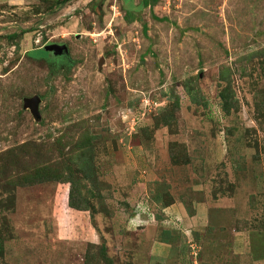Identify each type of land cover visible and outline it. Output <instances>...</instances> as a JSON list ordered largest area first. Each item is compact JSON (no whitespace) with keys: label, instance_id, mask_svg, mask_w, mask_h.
Instances as JSON below:
<instances>
[{"label":"rangeland","instance_id":"374dc122","mask_svg":"<svg viewBox=\"0 0 264 264\" xmlns=\"http://www.w3.org/2000/svg\"><path fill=\"white\" fill-rule=\"evenodd\" d=\"M52 1H0V169L52 145L90 210L68 182L0 177V264H103L102 244L112 264H264V0ZM86 135L95 186L68 159Z\"/></svg>","mask_w":264,"mask_h":264},{"label":"trees","instance_id":"16d2710c","mask_svg":"<svg viewBox=\"0 0 264 264\" xmlns=\"http://www.w3.org/2000/svg\"><path fill=\"white\" fill-rule=\"evenodd\" d=\"M67 0H56L52 1V8L56 6H60ZM129 1V0H125ZM158 0H143V6H150L157 3ZM130 13H127V15ZM134 17V16H133ZM166 19V18H162ZM147 25H144V31L146 32ZM12 37L17 36V34L11 35ZM30 56L36 59L43 58V55L35 54L34 52L28 53ZM72 62L68 61V66H71ZM52 70V69H51ZM59 69H54V72H57ZM221 98L223 99V107L225 111L230 112L232 108L235 107V100L233 96L232 89L229 85H227L221 91ZM176 96L175 102L168 109L166 108L161 113H157L155 119L156 123L170 125L172 121L175 119V113L179 109V100L178 96ZM53 146H47L46 143H24L13 150H11V156L8 157L13 158V162H6L5 166L0 169V177L1 180L9 181L12 187L17 186H32L39 183L56 181L61 183H70L69 190V206L80 211L90 210L89 201L87 195L83 191L82 180L75 174L74 171L72 173H65L61 167L59 166V160H54L51 155L53 150ZM174 156V154H173ZM94 148L92 142L89 138V135L83 137L80 145L74 148L71 155L68 156V159L71 162H75L78 164V167L84 171L85 179L89 178L92 185L98 184V179L94 171ZM4 170H9V173H5ZM75 174V176H74ZM147 219V218H146ZM156 217L154 218V220ZM149 221V220H148ZM150 222V221H149ZM2 245H0V250L2 249ZM106 246L104 244L101 245L100 256L104 259L103 264H112L111 259H109L106 255L105 251Z\"/></svg>","mask_w":264,"mask_h":264},{"label":"water","instance_id":"95a60500","mask_svg":"<svg viewBox=\"0 0 264 264\" xmlns=\"http://www.w3.org/2000/svg\"><path fill=\"white\" fill-rule=\"evenodd\" d=\"M56 47H58L59 50H57ZM61 47L63 49L67 48L65 44H58L55 42H50L47 44L46 49L47 50L55 49L56 52H59L61 51L60 50ZM40 102H41V97L39 95H34L32 97H28L25 99V107H29L36 118H40V109H39Z\"/></svg>","mask_w":264,"mask_h":264},{"label":"flooded vegetation","instance_id":"af4514ba","mask_svg":"<svg viewBox=\"0 0 264 264\" xmlns=\"http://www.w3.org/2000/svg\"><path fill=\"white\" fill-rule=\"evenodd\" d=\"M56 43H58V44H64V43H66L65 41H59V42H56ZM59 47V46H58ZM58 47H56V49L57 50H59V48ZM41 49H43V48H41ZM44 51H46L45 49H43ZM60 50L61 51H59V52H56V50L54 49V50H51V51H46L48 54H47V56H45V57H47V58H51V59H53L54 61H59V59L61 58V59H63V60H65L66 61V56H67V51H66V49H63L62 47L60 48Z\"/></svg>","mask_w":264,"mask_h":264},{"label":"crops","instance_id":"0c3cea01","mask_svg":"<svg viewBox=\"0 0 264 264\" xmlns=\"http://www.w3.org/2000/svg\"><path fill=\"white\" fill-rule=\"evenodd\" d=\"M0 1H6L10 4H18L20 2H23V0H0Z\"/></svg>","mask_w":264,"mask_h":264},{"label":"built area","instance_id":"2783aa9c","mask_svg":"<svg viewBox=\"0 0 264 264\" xmlns=\"http://www.w3.org/2000/svg\"><path fill=\"white\" fill-rule=\"evenodd\" d=\"M192 248L194 250V254L197 255V250H196V247L194 245H192Z\"/></svg>","mask_w":264,"mask_h":264}]
</instances>
